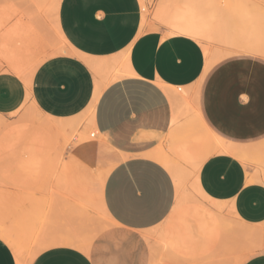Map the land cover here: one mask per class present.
Here are the masks:
<instances>
[{
  "label": "crops",
  "instance_id": "0c3cea01",
  "mask_svg": "<svg viewBox=\"0 0 264 264\" xmlns=\"http://www.w3.org/2000/svg\"><path fill=\"white\" fill-rule=\"evenodd\" d=\"M59 4L58 27L67 51L45 58L28 82L6 69L0 71V115L10 117L31 103L44 117L69 122L90 107L93 125L83 115L78 126L68 125L72 145L63 152L61 163L55 167L52 162L61 149L51 148L45 153L50 166L39 176L27 177L21 170L20 190H13L21 196L3 202L4 209L13 206L15 214L37 219V199L49 198L50 189L60 184L77 193L79 210L93 216V207H98L109 225L94 241L86 242L85 231L76 232L80 228L75 220L47 212L39 217L46 222L41 247L30 264H148L146 233L168 219L177 201L172 174L152 154L174 156L178 140L191 149L192 137L200 140L194 144L202 153L195 148L193 154L202 156L212 149L208 133L247 153L243 158L213 151L201 163L198 180L206 200L216 211L228 209L241 223H264V165L249 157L264 145V59L231 56L206 69L200 39L167 23L141 26L140 0H60ZM182 89L187 92L178 96ZM181 97L188 100L191 111L182 109ZM181 123L185 126L177 125ZM184 128L189 129L187 134ZM90 130L97 141L78 140L80 132ZM55 169L62 178L49 179ZM26 188L43 190L28 197L22 195ZM0 264H18L13 248L1 237ZM243 264H264V252Z\"/></svg>",
  "mask_w": 264,
  "mask_h": 264
},
{
  "label": "rangeland",
  "instance_id": "374dc122",
  "mask_svg": "<svg viewBox=\"0 0 264 264\" xmlns=\"http://www.w3.org/2000/svg\"><path fill=\"white\" fill-rule=\"evenodd\" d=\"M172 1H177V0H172ZM203 1L208 3L209 2L213 3L211 5H213V7L216 8L221 13L222 17H225L224 29L226 31V34L224 35V38L226 39V37L228 36L227 40L229 39L230 41L231 39V41L230 42L223 41L225 39L223 37L220 38L219 36L220 39L219 38L215 39L216 37L212 38V40L215 39L217 41L215 40L212 41L211 38H210L211 41L201 40L203 41L202 46L205 45L206 47L211 49L213 53L216 51L218 53L220 51V54H222L225 50L223 56L226 55L225 53L228 51L227 53L228 56L223 57L222 55H220L221 59H219L220 58L219 54L217 55L216 53H214L215 55H217L216 57H218L220 61L227 57L238 56V55H248V56L259 57L264 59V57H262L264 56V48H263L264 47V0H203ZM164 2L165 0H141L142 8H143V22H144L141 25L142 27L145 24L152 27L153 22H162V23H167L169 25V23L167 22V20L163 15L162 16L158 15V11ZM238 5L247 6L250 9V11L252 13H255V15L257 16L256 29H258L260 33V34L258 33L259 35L258 38H259V42L262 44L263 51L261 53L263 54L256 53L255 55L252 52L247 53L245 49L244 51L242 50L244 48V47L242 48L244 44L241 43L242 37L239 38L238 36L240 35L238 34V31H236L237 29L236 24L239 27L240 25L237 22V20L233 18V9ZM30 6L31 5L28 2V0H0V33L4 35L6 34L5 32L7 31L9 32L13 29H18L17 27H20V24L22 23L26 24L28 23V21H32L29 19H31L30 16H32L33 14L32 12L34 11L33 8L32 9L30 8ZM35 20L36 19H34L33 22H35ZM44 20L45 22L42 23L41 19L39 21L37 19L38 22L37 21L36 22L39 25L35 23L36 25H38V26L35 25L36 28L39 27L40 29V30L39 29L38 30L35 29V30H37V33L39 32L38 35L40 34V36L41 35L43 36L42 39L43 43H41L40 41L41 39H38L40 43L39 45H37V47L34 50L36 52L30 53L24 50L26 53H30L29 55L26 53H21L24 52L22 49V51H19V54L17 55L18 63L21 65V69L23 70V72H28L33 67L35 61L31 60V57L32 59L37 60L40 57L47 58L49 56H52V54L55 51L54 50L55 45L56 46L60 45L59 41L55 36L54 28L52 26L53 24L51 22V17L44 16ZM41 25L43 27L42 29H41ZM236 34H238L237 37ZM230 36H232L233 38ZM13 37H15L17 41V36H13ZM15 38H12L14 39L13 40L14 42H16ZM221 40L223 42H221ZM233 40L235 41V44L232 42ZM224 42H226V44ZM18 43L20 44L21 41H18L16 44ZM231 44H233V47L231 46ZM236 49L239 51H236ZM231 51H233L234 54L233 53L230 54ZM35 53H37V55L34 58ZM218 59L216 60V63L219 61ZM7 63L8 62H6L4 58L0 57V71L8 69L9 63L8 64ZM3 118L4 120L6 119L5 121L10 125L25 124V126H27V129L29 128L28 130H30V132L35 131L37 132V135L39 134L38 135L39 137L41 136V138L43 139L46 138V140L49 143L50 149L51 148L61 149L60 156H58L59 158H63V152L65 151V149H67L70 145H72V140L66 144L64 143V132L61 128L54 127L53 129V127L45 126L46 125L45 123H47L46 117L41 115L31 103L24 104L12 116L3 117ZM3 129H5V127ZM89 133H90V138H93L92 135L94 134V131L90 130ZM93 139H95L96 141L98 140L96 135ZM28 140L29 139H26L24 142ZM20 145L21 147H19ZM76 145L77 144H73V146ZM7 146L8 147L4 146L6 147L5 149L0 150V202H1L0 227L5 229V231H7V233L9 234L10 237L9 239L11 240L9 242L13 241L15 245L18 244V246H20L18 247L12 243H9L11 247L13 246V249L17 247L16 249L19 250L20 254H23L24 258L21 255L23 260L25 259L29 260L30 257L33 255V253H35L37 249L41 247L39 244V238L42 228L44 227V223L46 221L41 218L39 219V217L45 216L47 212L54 211L57 213L64 214L70 218V222H72V220H75V222L78 223V227L80 228V229L77 228L78 230H76V232L85 231L84 240L86 242L94 241L98 237L100 230L102 231L109 225V221L99 211L98 207L96 208L93 207L92 211L95 213L93 216H90L87 211L84 212L82 210H79L76 207L77 203H75V200L78 199L77 193H75L74 191L70 190L67 187H62L60 184H55L56 186L53 189H50L52 190V193L48 195L49 198H47L46 195H43L37 199L38 206L36 212L34 213L37 219L24 218V216L21 217V215L15 214L13 206H9V208L4 209L5 206L3 202L9 201L10 199H14L15 196L17 195L13 190L15 189L20 190V187H18V185H19V181L21 180V173L19 172L20 170L16 165V160L19 157V155L23 154L24 151L22 148L23 144L19 143L18 145H15L14 140L12 145L14 147H9L10 145ZM176 156H173L171 158H174L175 160ZM249 157L252 160H254L257 164L264 165V145L261 146V148L255 154H251ZM177 160L179 161L178 156L175 161ZM171 161L173 162L172 159ZM177 162H175L174 164L179 163V167H183L184 171L188 172L189 169L188 163L184 162L183 160H180L178 163ZM56 173L57 171L55 169L52 173V176H50L49 179L57 180L58 177H56ZM185 181L187 186L189 187V184L191 182L190 177L188 178L187 176V179ZM41 190L43 189L40 188L22 189V191H25V193H23L22 195L30 197V195H32L34 191H41ZM19 196H21V194L17 195V197ZM186 198L187 199L183 201V207L181 209V213L178 214V216H174L175 218L173 217V219L168 218L161 226L150 231L149 233H146L147 241H148V243H146V246L148 247V251H147L148 264H243L248 258L258 253L264 252V223L255 224V225L254 224L248 225V223L243 224L241 223V220L235 217V215L232 214L228 209L227 210L222 209L220 212H217L216 210H214V206L208 200L204 199L198 194L194 195V199H193L194 201L202 204V206L205 207V209L209 210L211 213L214 214L220 213L219 215H221L227 222L216 224L215 230L213 231V233H210L209 235L201 234L198 237L192 236L191 240H189L188 239L189 233H186L189 232V230L186 229L187 228L185 225L186 222H184V220L181 219V216L183 215L192 216L193 214H196L197 204L194 203L193 200L188 199V197ZM176 200H177V195H176ZM198 223H200L203 226H206L208 224V220L204 218L201 219L198 218ZM254 227L255 229H257V234L254 237L246 238L241 236L237 232L239 229L254 228ZM114 231H116V226L113 223V233H115ZM160 233L161 234L168 233L172 235L176 233L178 236L181 235V239H180L181 245L173 251L162 250L161 247L156 244V240L159 237ZM13 251L15 252V250Z\"/></svg>",
  "mask_w": 264,
  "mask_h": 264
},
{
  "label": "bare ground",
  "instance_id": "6f19581e",
  "mask_svg": "<svg viewBox=\"0 0 264 264\" xmlns=\"http://www.w3.org/2000/svg\"><path fill=\"white\" fill-rule=\"evenodd\" d=\"M28 2L31 5L30 8L31 9L33 8V11H34V12H32L33 13L32 16H30L31 19H29L32 21H28V23H26V24L22 23V24H20V27L16 26L18 29H13L9 32L7 31V32H5L6 34H4V35H2V33H0L1 34L0 35V57L4 58V60H6V62L9 63V64L7 63L9 66V67L7 66L8 67L7 70H9L13 73H16L17 75H20L23 78V80L26 82H28L30 80V77L32 76L33 72L36 70L38 65L41 64V62H43L45 57H43V58L40 57L37 60L32 59V57H31V60L35 61L33 67L28 72H23V70L21 69V65L18 63L17 55L19 54V51H22V49H23V51L25 50L26 52L28 51L30 53L36 52L34 50L37 47V45H39L40 41H41V43H43L42 42L43 36L42 35L40 36V34L38 35L39 32L37 33V30L39 29V27L36 28V26L39 25L37 22L40 19H41L42 23L45 22L44 16H47V17L50 16L51 17V22L53 24L52 26L54 28L55 36H56V38L60 44L59 46H56L54 44L55 45V49H54L55 51L52 55H56V54L60 55L61 53L63 54L67 51V49H66V43L67 42H65V38L63 37V34L60 33L61 31H59V27H58L59 23H58L57 13L59 10L58 7L60 5L59 4L60 0H28ZM211 4H213V3H211V2L208 3V2H205L203 0H182V1L165 0V2L162 4L161 8L158 11V15L159 16L163 15L165 17V19L167 20V22L169 23V25L171 27H174V29H177V30L182 31V32L190 33L194 37H196L200 40L211 41L212 38L216 37L215 39H217V38H219V36H220V38L221 37L224 38V35L226 34V31L224 29L225 17H222L221 13L216 8H214L213 5H211ZM233 18H235L240 25V27H239L236 24L237 29L239 28L238 30L236 29V31H238V34L240 35V36H238V34H236V37L237 36L239 38L242 37V40L239 39V40H241V43L244 44V46H242V48L244 47L242 50L244 51V49H245V51H247V53L252 52L255 55H256V53H261L263 51L264 47L262 48V44L259 42V38H258L259 30L256 29V25H257V19L256 18H257V16L255 15V13H252L250 11V9L245 5H238L233 9ZM34 19H36L35 22H33ZM37 19H38V21H37ZM18 23H16V24H18ZM35 23L38 25H36ZM143 23L144 22H143V18H142L141 25ZM9 27H7V28H9ZM7 28H6V30H7ZM42 28L43 27L41 25V29ZM257 28H258V26H257ZM35 29H37V30H35ZM13 36H17V41H16V38ZM38 37H40V38H38ZM230 37H232V36H230ZM12 38H15L16 42H14L13 41L14 39H12ZM210 38H211V40H210ZM227 38H228V36L226 37V39L224 38L225 40H223V41L230 42L231 39L229 41V39L227 40ZM38 39H41V40L38 41ZM215 39H213L212 41H214ZM45 40H47V39H45ZM234 40L232 42L235 44ZM18 41H21V43L16 44ZM215 41H217V40H215ZM223 41L221 40V42H223ZM224 43L226 44V42H224ZM260 44H261V47H260ZM231 46L233 47V44H231ZM43 47H45V46H43ZM234 47H235V45H234ZM39 48H40V46H39ZM67 48L69 49V47H67ZM203 49H204V52L206 55V69L210 68L212 65H214L216 63V60L218 59V57H216V56L218 54L220 57V55L223 56V54L225 52V50H224V52L223 53L221 52L222 54H220V51L218 53L216 51L214 53H216L217 55H215L213 53V51L211 49H209L208 47H206L205 45H203ZM219 50H221V49H219ZM25 51L21 52V53H26ZM68 51H70V50H68ZM236 51H239V50L236 49ZM21 53H20V55H21ZM30 53H26V54L30 55ZM72 53H73V51H72ZM227 53H228V51L225 53L226 55H224L223 57L228 56ZM232 53L234 54L233 51L230 52V54H232ZM243 53H245V52H243ZM261 54H263V53H261ZM36 55H37V53H35L34 58L36 57ZM31 56H32V54H31ZM262 57H264V56H262ZM219 59H221V57ZM26 61H27V59H26ZM87 61L89 62V59ZM87 61H86V63L89 65V63ZM101 61L105 62L107 60H100L99 63ZM96 63L98 65L97 61H96ZM96 66H94L92 68L94 70H96L95 69ZM103 67H105V65ZM25 69H27V68H25ZM107 69H106V71L109 72V69L108 70ZM97 71H98V68H97ZM102 71L100 70V72H102ZM105 76H107V75H105ZM192 88H194V86ZM197 89H199V88L197 87ZM197 89H196V91L198 92ZM190 90H188V92ZM173 91L177 93L176 90H173ZM174 92H173V95H175ZM181 92H182V95L178 94V96H184L187 91L185 93H184V90L180 91V94H181ZM167 94H168V92H167ZM190 94H191V92H190ZM169 95H170V93H169ZM195 95H197V97H198V94H195ZM170 97H169V99H171ZM176 97L174 96V98H176ZM194 97L197 98L196 96H194ZM195 98H193L191 100L193 104L195 103V102H193L195 100ZM177 99L178 98H176V100ZM181 99L183 100V102L181 104L182 109L185 110V112L191 111L188 109L189 108L188 104L185 101L186 98L181 97ZM190 99H191V95H190ZM93 100H95V97ZM171 101H173V99ZM174 102H172L171 104H173ZM178 103H179V101L175 102V104H178ZM196 103H197V100H196ZM91 105H92V103H91ZM174 105L172 106L173 108L175 107ZM177 106L179 107V105H177ZM191 106L193 107V105H191ZM34 108H35V106H34ZM92 109L93 108L89 107V109L84 114H81L78 117L72 118L71 120H69V122H66V121H63L60 119L49 118V116H48V117H46L47 123H45L46 124L45 126L53 127V129H54V127L61 128L64 132V143L66 144V143H68V139L71 136L70 134H68L66 132V128L68 125L78 126L81 122H83V116L85 118L88 117L87 122L89 124L93 125ZM177 109H179V108H177ZM175 110H173V115H176L175 116V117H177L176 119L180 120V117L178 118V115L176 113H174ZM192 112H195V110L193 111V109H192ZM197 113H198L197 115L199 116V112H197ZM179 114H180V112H179ZM190 115H192V114H190ZM175 117L173 116V118H175ZM189 117H188V119H189ZM193 117H190V118H193ZM185 118H187V117H185ZM199 119H200V116H199ZM5 120H4L3 116L0 115V150H3L6 147H8L7 145H10L9 147H14V146H12L13 140L15 142V145L22 143L23 144L22 148L24 150V151L22 150L23 154L19 155V157L16 160V165L20 169L19 172H21V170H22L23 174H25L27 177H30V176L34 177L35 175L37 176L39 171H41L42 169H43L42 171H44L47 164L50 163L49 157H47L45 155V153L50 150V146H49L48 141L46 140V138L43 139V138H41V136L39 137L38 136L39 134L37 135V132H35V131L30 132V130H28L29 128L27 129V126H25V124L24 125L23 124H21V125H16V124L10 125ZM190 120L191 119H189L188 122ZM184 121H186V119ZM195 121H197V119H195ZM188 122H186V124ZM200 122L202 123V121H199L198 123H200ZM201 123L199 124L200 129H201V125H202ZM17 124H20V123H17ZM177 125L180 127L185 126V125L182 126V123H181V125H179V124H177ZM4 127H5V129H3ZM189 127H187V128H189ZM204 129H205V127H204ZM187 130H189V129H187ZM187 130L185 132L186 134H187ZM171 131L173 132V129H171ZM172 132H170V133H172ZM182 132H183V130H182ZM195 132H197V131L195 130ZM207 133H208V130H207ZM175 135H176V133H175ZM191 135H193V133ZM207 135L210 136L209 133ZM195 136H197V133L195 134ZM209 136H208V138H210L211 140L210 139H208V140H209V142H211L212 149L209 151L207 150L208 152H206V153L203 150L202 152H204L205 154L203 153L204 155H202V156L200 155V154H202L199 151L200 149L198 150V147L195 146V144H194V140H195V143L200 142V140L197 141V138L193 137L194 138V140H193L192 137L188 136L191 139H188V138L187 139L191 140L193 143L192 142H190V143L194 146V147H191V149L189 148V146L186 143L183 142V143L179 144V140L177 141V143L175 145V153L176 154H174V156L177 155L179 158V161L183 160L184 162L189 164L188 172H185L183 167H179V163H178L179 161L178 160H177L178 162L175 161L177 159V156L174 160V158H171L168 155L169 153L167 155L170 158L163 153L152 154L153 157L158 159L161 162V164H163L170 171V173L172 174V176L174 178L175 184H176L177 201H176V204H175V206H174V208H173V210H172V212L168 218L173 219L174 216H178V214L181 213V209L183 207V201L185 199H187L186 197H188V199H190V200H193L194 195L198 194V195L204 197L205 199H207V197L202 193V191L199 187L198 175H199V168L201 167L200 165H202L201 163H203V161L206 158H208V156H211V155H209L211 152L213 153V151H215V152L216 151H221V152L224 151L227 153H233L235 155L237 154L238 156H241L243 158H244L245 154L247 153L246 150L239 148L238 146H235L231 143H229L227 145H223L222 142L216 136H212V135L210 137ZM174 137H176V136H174ZM186 137H187V135H186ZM198 137H200V136L198 135ZM86 138H90V133H88V134H86L85 132L79 133L78 140H84ZM181 138L183 139L182 136H181ZM26 139H29V140L24 142ZM175 139H177V138H175ZM170 140H173V138ZM170 143H174V142L171 141ZM202 144L203 143L201 142V145ZM196 145L200 146V144H196ZM4 146H6V147H4ZM19 147H21V145ZM205 147L208 148V146H205ZM195 148H197V149H195ZM158 150H159V148H158ZM171 150H172L171 152L174 153L173 149H171ZM192 150H194V151L198 150L199 152L197 151V153H200L199 154L200 156H195L193 154ZM243 158H241V159H243ZM60 159L61 158H59V157L53 158L52 162H53L55 167H57V165L59 163H61ZM171 159L173 160V162L171 161ZM175 162H177L178 164H174ZM180 164H181V162H180ZM39 175L40 174H38V176ZM26 176L24 177V179L27 178ZM187 176H188V178L190 177V179H191L189 187L187 186L186 181H185L187 179ZM56 177L62 178L61 175L60 176L56 175ZM184 177H186V178H184ZM38 178H40V177H38ZM194 203L197 204L196 214H193L192 216H189V215L181 216V219L184 220V222H186V224H185L187 227L186 229L189 230V232H186V233H189V235H188L189 240H191L192 236L198 237L201 234L209 235L210 233H213V231L215 230L216 224L227 222V221H225V219L221 215H219L220 213H215V214L211 213L209 210L205 209V207H203L202 204L197 203L196 201H194ZM217 212H220V211H217ZM198 218H200V219L204 218V219L208 220V224L206 226L201 225L200 223H198ZM243 224H245V223H243ZM237 232L241 236L246 237V238L247 237H254L257 234V229H255V227L254 228H243V229H239ZM0 237L5 239L6 241H8V243H12L15 245V243H13V241L9 242V241H11L9 239L10 238L9 234L2 227H0ZM180 239H181V235L178 236L176 233L173 235L168 234V233H162V234L160 233L159 237L156 240V244L159 245L161 247V249L164 251H173L181 245ZM150 241H151V239H150ZM15 246H18V244H16ZM18 247H20V246H18ZM12 248H13V246H12ZM16 248L17 247H15V249H13V250H15L14 253H15V256L17 258L18 264H30L31 260L37 254V252H35L30 257L29 260H27V259L23 260V258H24L23 254H20L19 250ZM21 255L23 256V258Z\"/></svg>",
  "mask_w": 264,
  "mask_h": 264
}]
</instances>
